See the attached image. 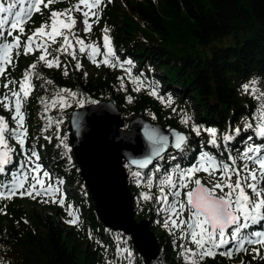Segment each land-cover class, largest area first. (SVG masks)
Instances as JSON below:
<instances>
[{
	"label": "trees",
	"instance_id": "obj_1",
	"mask_svg": "<svg viewBox=\"0 0 264 264\" xmlns=\"http://www.w3.org/2000/svg\"><path fill=\"white\" fill-rule=\"evenodd\" d=\"M30 1L26 0L25 4ZM74 5L76 0H55L49 8L41 5V11L35 17L29 20L28 16L25 17L27 22L23 25L25 35L21 36V48L15 49L13 62L6 68L3 82L22 80L29 65L37 62L39 51L23 54L26 36L41 25L50 23L51 10L63 11ZM125 6L127 12L120 17L113 1L102 5L99 26L102 27L103 39H97L95 43H101L100 47H103L104 29H107L114 52V57H108L109 65L104 64L102 76L91 75L87 71V50L84 54L78 52L77 60L60 55L61 63L67 65L68 75H64L61 68H48L43 62L37 63L31 78L34 87L23 105L27 125L30 126L26 149L29 154L32 150L38 154L37 163L50 174L56 187L60 190H65L66 186L74 188L75 196L68 199L82 216L80 225H71L63 207L57 203L27 196L25 200L32 204L27 207L20 205L17 198L1 199L0 264H130L131 260L143 264L131 238L107 230L97 218L95 203L80 179L72 151L68 159L59 149L55 124L68 134V117L75 109L112 100L126 122L143 115L166 130L174 128L187 135V147L180 151L172 150L148 169L139 171L140 178L134 177L136 170L126 165L138 221L153 215L154 211L153 204H144L143 194L154 198L160 195L162 188L169 193V187L159 184L173 169H177V165L183 169L196 166L200 156L207 153L221 164H231L228 157L232 156L239 167L242 162L240 153L249 144L264 145V137L247 127L253 122L251 115L256 113L257 101L264 98V0H126ZM20 7L18 5L14 11ZM72 16L76 18L75 10ZM12 19L9 18L10 21ZM8 28L9 25H5V32ZM73 31L77 33L75 27ZM13 35H19V32ZM79 37L85 40L86 45L92 42L84 34ZM8 40L12 38L8 37ZM57 47L59 43L51 45L52 49ZM17 51L20 53L18 56ZM106 51L103 47V53ZM77 63L80 64L79 69L75 67ZM125 65L139 71L137 76L145 77V84L151 87H141L136 91L139 85L128 78L127 72L121 71ZM252 81L256 82L254 87L258 92L246 93L242 85ZM16 86L18 84H9V89ZM152 87L162 101L149 94ZM61 89L70 90L76 96L73 98L64 93L70 106L61 108L57 104L52 107L51 102L59 99L56 94ZM167 96H171L173 105L178 107H166L163 101ZM80 101H83L82 105ZM46 103L48 107H45ZM43 106L47 114L42 111ZM193 113L198 119L196 126L202 129L200 135H207L205 141L199 142L200 135L192 131L189 124L181 125L183 118L193 117ZM236 128L241 129L238 135L233 131ZM203 129L217 130V145L209 143L211 137ZM225 134L233 135L234 139L224 142L222 137ZM249 136L252 140H248ZM8 144L15 151L11 153L13 163L9 172L0 178L5 184L16 170H21L16 162L20 165L26 163L25 157L19 156L20 146L13 139H9ZM138 179L140 183H137ZM169 198L173 199L171 195ZM34 205L43 206L44 210L40 211ZM141 206H144V214L138 213ZM5 219L10 223L6 224ZM162 223L160 220L152 223L151 220L150 227L163 247L166 264H187L181 245L186 244L198 251L195 244L182 240L181 233L174 238ZM253 226L264 230V221L252 225L247 231L253 232ZM175 242L178 244L173 246ZM254 247L260 246L248 248L243 252L242 260L247 262L245 264H264L260 258L262 249L260 256H256L252 251ZM237 258L216 254L202 260L199 257L192 259L197 264H234Z\"/></svg>",
	"mask_w": 264,
	"mask_h": 264
},
{
	"label": "snow or ice",
	"instance_id": "obj_2",
	"mask_svg": "<svg viewBox=\"0 0 264 264\" xmlns=\"http://www.w3.org/2000/svg\"><path fill=\"white\" fill-rule=\"evenodd\" d=\"M25 2L26 0H0V41H6L8 37L12 38L9 43H0V53H2L0 55V76L6 72L4 65H11L13 62L11 55L13 50L21 48V36L25 35L23 25L27 22L23 8ZM54 2L55 0H47V3H45V0H32L28 5V19L31 18L33 10L37 12L41 11L40 5H43L44 8H49ZM102 2L103 0H92L91 3H89V0H78V3L73 8L63 11L51 10L49 16L50 23L41 25L40 28L35 29L31 34L26 36L23 42V54H34L36 51H39L41 54L37 58V62L29 65L22 80H8L3 85L5 89H9V84H18V90L15 87L9 89L0 98V104L3 105L4 109L12 113L11 122L15 125L14 127H10L9 121L5 117L0 116V178L9 172V166L13 163L11 153L15 149L9 146L8 140L14 139L20 146L21 153L26 159V163L22 165L19 162L16 163L20 168L27 169L28 172L33 173L30 179L34 182L29 184L28 189H24V183L29 179L26 173L22 174L24 176L23 179L13 176L12 180L14 183L5 184L0 180V188L5 189L4 192H0V199H10L14 195L33 196V193H35V196H49L50 193L52 196H55L60 192L59 187H53L50 174L44 171L37 163L39 160L38 154L34 150L29 154V151L25 147L27 129L24 127L25 115L22 111V106L23 102L26 101L30 92L33 90L34 86L31 84V78L33 70L37 67V63L43 62L48 68H61L63 74L68 75L67 65L61 63L60 55H67L73 60H77L78 52L84 54L86 49H91L89 59H92L93 63H96L97 66L101 62L109 65L108 57H114V52L110 47V38L107 35V29H104L103 47L107 49L104 53L100 52V47L97 45H86L85 40L73 31L76 19L72 16V12L74 10L78 11L83 16V32L87 35L92 27L91 23H89L91 17L96 16L98 19V13L97 11H93V9H99ZM108 2L110 3L111 0H108ZM81 4L85 5L88 10L81 9ZM18 5L21 7L17 11H14ZM10 17H13L11 21L9 20ZM9 24L10 27L5 32V25ZM16 31L19 32V35H13ZM58 37L62 39L58 40ZM57 43H59V47L52 49L51 45ZM76 45H79L78 49ZM19 54V51H17L16 55L18 56ZM95 55H102L103 60L97 61L94 58ZM127 63L131 64V61H127ZM75 67L79 69L80 64L77 63ZM125 71L129 70L125 69ZM47 83L50 84L52 82L47 81ZM137 83L139 86L135 90L139 91L143 87V81L138 80ZM255 83V81L246 83L242 85V88L246 93L251 91L255 94L258 92V89L254 87ZM64 93L73 98L76 96L70 90L61 89L56 94L59 99L52 100V107H55L57 104L61 108L70 106L67 105V101L63 95ZM149 94L157 95L156 89L152 87ZM80 103L82 105L83 101H80ZM168 103H171L170 98ZM45 107H48L47 103ZM188 121L189 118L185 116L182 123L187 124ZM247 127L251 128L252 125L248 124ZM201 130V128L196 126L192 128V131L197 135H200ZM203 131H206L210 135L211 139L209 143L213 146L217 145V130L203 129ZM233 131L238 135L241 129L236 128ZM147 135L148 139L153 143L167 144V137L162 136L159 140H156L155 134L151 131ZM257 135L264 137V125L258 126ZM222 139L227 143L232 141L234 136L225 134ZM248 140H252V137L249 136ZM186 141V136L176 134L175 149L183 150ZM160 152V148L153 149V155L158 156ZM172 158L175 159L174 156ZM240 158L242 164L239 167L236 166V160L232 156L228 157L231 164L224 163L218 165L214 158L204 153L196 166L180 169L179 165H177L178 178L176 181L169 175L166 181L163 182L171 186L172 191L166 193L162 188L160 196L157 197V201L161 204H169L168 196H172L173 202L170 204L171 226L176 229H181V239L195 244L198 250L194 251L188 248L186 244L181 245L182 255H184L187 264H197V261L192 259L193 257H199L202 260L205 256L214 257L216 254H220L231 258L234 252L247 251L245 248L246 244L259 245L260 247H254L252 251L256 256H260V250L264 248V232H248L247 229L251 228L254 224L264 221V145L249 144L240 153ZM132 163L140 168H145L152 163V160L151 158H146L142 161L133 160ZM250 164L254 165V167H250ZM156 171H159V169L157 168ZM200 171L206 172L210 177L207 184L196 177V173ZM216 172L220 174L216 175ZM41 173L43 178H41ZM133 176L140 178L141 173L139 171L133 172ZM233 176L236 177L234 182L232 180ZM46 181H48L47 187H45ZM58 183L62 184L63 182L59 181ZM137 183H140L139 179ZM189 184H194L195 187L189 190ZM37 185H39V189ZM149 187H151L150 178ZM217 190H219V193ZM182 191L184 196L183 200L180 199ZM33 198L35 197L33 196ZM65 198V196H61L59 200L52 199L51 202L64 206ZM151 198L147 193L143 194V199L149 200ZM185 211L189 215L187 219H182ZM69 215L72 216L73 213L70 211ZM76 222L77 218L75 217L69 221V223L73 224ZM168 223L169 221H165L166 227ZM233 244L235 245V249L229 247ZM221 248L226 250L218 253L216 250ZM260 258L264 259V257Z\"/></svg>",
	"mask_w": 264,
	"mask_h": 264
},
{
	"label": "water",
	"instance_id": "obj_3",
	"mask_svg": "<svg viewBox=\"0 0 264 264\" xmlns=\"http://www.w3.org/2000/svg\"><path fill=\"white\" fill-rule=\"evenodd\" d=\"M126 126L112 100L75 109L68 118L69 147L80 179L95 203L96 216L105 228L131 238L143 264H166L163 247L151 230V220L136 219L126 165L132 170H146L170 151H180L174 147L176 134L188 137L174 128L166 130L143 115L130 120L129 131L124 130ZM150 131L156 140L167 137V144L150 141ZM155 148L161 149L160 155H153ZM146 158L152 163L145 168L132 163Z\"/></svg>",
	"mask_w": 264,
	"mask_h": 264
},
{
	"label": "rangeland",
	"instance_id": "obj_4",
	"mask_svg": "<svg viewBox=\"0 0 264 264\" xmlns=\"http://www.w3.org/2000/svg\"><path fill=\"white\" fill-rule=\"evenodd\" d=\"M111 1H113V3H114V5L119 9V13H120V17H122V15L124 14V13H126L127 12V10H126V6H125V3H126V0H111ZM139 1V0H138ZM92 2V0H89V3H91ZM26 3V2H25ZM31 3V1L28 3V4H25V5H23V7H26V8H24V9H26L25 11H24V16L25 17H27L28 16V5ZM78 3V0H76V4ZM103 3H106V4H110L109 2H108V0H103V2H102V5H103ZM102 5L100 6V8L99 9H93V11H97V13H98V19H97V17L96 16H92L91 17V19L89 20V23H91V25H92V27H91V31L89 32V33H87V37H89L91 40H92V42L90 43V44H93V45H97V46H101L102 44L101 43H99V44H96L95 42H97V39L98 40H101L102 41V33H101V31H102V27L101 26H99V21H100V13H101V10H102ZM41 6V5H40ZM80 7H81V9H84V10H88L86 7H85V5H83V4H81L80 5ZM37 13V11H35V10H33V14L31 15V18L32 17H35L36 14ZM35 15V16H34ZM30 18V19H31ZM76 24H75V28L77 29V34H79V35H81V34H84L85 35V33L83 32V28H84V25H83V23H82V20H83V16L81 15V13L80 12H78V11H76ZM29 20V19H28ZM9 27H10V24H9ZM9 42H11L10 40H8V41H6V42H4V43H9ZM1 43V42H0ZM87 50V53H88V59H87V61H86V63H85V67H86V69H87V71L91 74V75H95V76H102L103 75V71H104V63H100L99 64V66H97V64L96 63H93L92 62V59H89V53H91V49H86ZM14 51H15V49L13 50V52H12V58H13V55H14ZM100 52L101 53H103V47H100ZM0 55H2V53H0ZM94 58L97 60V61H102L103 60V56L102 55H95L94 56ZM8 66H10V65H4V67H8ZM125 69H128L129 71H125ZM121 71H125V72H127L128 73V78L129 79H132L133 81H134V83H136L137 85H138V83H137V81L138 80H140V81H143V88L144 89H148L149 88V86H147L146 84H145V77H140V76H137L138 75V73H139V71H137V70H135V69H132L131 68V65H128V66H123V67H121ZM134 73H136V76H133V74ZM4 76L2 75V76H0V98H2L4 95H5V91L7 90V89H5L4 87H3V85L6 83V82H3V80H4ZM20 78H21V76H20ZM17 90H18V86H16L15 87ZM158 95V94H157ZM157 95H155V97L158 99L159 97L157 96ZM169 98H170V100H171V103H168V101H169ZM159 101H162V99H158ZM258 103V108H257V110H256V113H252L253 115H251L252 116V118H253V122H252V127H251V129L254 131V132H257L258 131V126H261V125H264V98H262V97H260L259 98V100L257 101ZM163 103H165V105H166V107H178V105H173V103H174V99L171 97V96H167V97H165V99H164V101H163ZM23 105H24V102H23ZM0 108H1V110H0V116H2V117H5L8 121H9V126L10 127H14L15 125L11 122V115H12V113L11 112H9V111H6L5 109H4V107H3V105L2 104H0ZM83 108V107H82ZM22 111H23V113H24V106H22ZM42 111L45 113V114H47V110H46V108L43 106V109H42ZM63 113V112H62ZM24 115H25V113H24ZM193 115V117H191V116H188V118H189V121H188V123L187 124H189V126L191 127V128H193V126H196V123H197V121H198V119H197V116H196V114H192ZM69 118V117H68ZM134 118V117H133ZM132 118V119H133ZM123 119V118H122ZM147 119V118H146ZM131 120V119H130ZM130 120L129 121H127L126 123H127V126L124 128V130L125 131H129V129H128V123L130 122ZM149 120V119H148ZM187 124H185V123H182L181 122V125H187ZM253 125H254V127H253ZM24 127L27 129V136H28V134H29V128H30V126H28L27 125V121H26V117H25V121H24ZM67 127H68V124H67ZM197 127V126H196ZM55 131H56V134H57V138L60 140V146H59V149H60V151L63 153V155L66 157V158H70V154H69V152L71 151V149H70V147H69V132H68V134H66L65 132H64V130H63V128H61V126H59L58 124H55ZM27 138V137H26ZM207 138V135H206V133H202L201 135H200V139H199V142L200 141H205V139ZM14 140V139H13ZM15 141V140H14ZM188 142V141H187ZM25 147H27V146H25ZM185 147H187V143L185 144V146L183 147V149L185 148ZM21 151V150H20ZM197 155H200V153H197ZM19 156H24V155H22V153L20 152V155ZM201 157V156H200ZM211 157V156H210ZM212 158H214V157H212ZM214 160L216 161V163L218 164V165H222L217 159H215L214 158ZM22 162H24V159L21 161V163ZM199 162H200V158H199ZM198 162V163H199ZM244 162H246V161H244ZM197 163V164H198ZM40 166H41V164L40 163H38ZM196 164V165H197ZM242 164V162L240 163V165ZM250 167H254V165H249ZM41 168H42V166H41ZM21 170L20 171H18V170H16L15 172H14V174L13 175H11L10 176V178H9V181L7 182V184H10V183H14V181L12 180V177L13 176H16L17 178H19V179H23L24 178V176L22 175V174H25L26 173V175L29 177V179L27 180V182H25L24 183V189H28L29 188V184L30 183H33L34 181H32L31 179H30V177L33 175V173H31V172H28V170L27 169H22V168H20ZM180 169H183V168H180ZM220 173L219 172H216V175H219ZM169 175H171L172 176V179L174 180V181H176L177 180V178H178V176H177V169H173L172 171H171V173L169 174ZM168 175V176H169ZM167 176V177H168ZM167 177H165V178H163L162 179V181H161V183L159 184L160 186H166V187H169L168 189H169V192H171L172 191V189H171V186H169V185H167L166 183H163L164 181H166V179H167ZM196 177L197 178H200L201 180H202V182H204L205 184H207V181L210 179V177L208 176V174L206 173V172H204V171H200V172H198V173H196ZM41 178H43L42 177V173H41ZM235 179H236V177L235 176H233L232 177V180H233V182L235 181ZM47 183H48V181H46V183H45V187H47ZM52 183V182H51ZM53 184V183H52ZM53 187H56L54 184H53ZM191 187H195V185L194 184H189V189L191 188ZM37 188L39 189V185H37ZM23 190V189H22ZM65 190H66V193H65ZM65 190L63 189V190H60V192L59 193H57L55 196H52L51 195V193L49 194V196H44V195H40V196H35V193H33V196H35V197H37L38 199H40V200H43V201H50L51 202V200L52 199H56V200H59L60 198H61V196H65L66 198L64 199V206H62L63 207V210H64V212H65V214L67 215V219H68V221H71L74 217L75 218H77V222L75 223V224H73V223H70L71 225H75V226H79L80 225V219L82 218V216L80 215V213L79 212H77L74 208H73V205L69 202V199H68V197L69 198H73L75 195H74V193L72 192L73 190H74V188H72V187H70V186H66L65 187ZM156 190H159L158 188L156 189ZM186 191V190H185ZM225 191H227V189H225ZM0 192H3V189L2 188H0ZM217 192L219 193V190H217ZM28 195H24V196H20V195H14V196H12L10 199H15V198H17L18 199V201H20V205L21 204H23L24 206H27V207H29V206H32V204H30L28 201H26L25 200V197H27ZM158 196H160V195H157L156 197H154V198H152V199H155L154 201H152V199H149V200H145L144 199V204H146V205H149V204H153L154 205V211H153V215H151V216H148V217H146L145 219H151L152 220V223H155L157 220H160L161 222H163L162 223V226L163 227H166L165 226V221H169V223H168V226H167V231H168V233L171 235V236H173L174 238H176L177 237V235L179 234V233H181V229H176V228H173L172 226H171V223H170V212H171V207H170V204L173 202V199H171V200H169L170 198H169V196H168V200H169V204H161V203H159L158 201H157V197ZM5 199H8V198H5ZM180 199L181 200H183L184 199V196H183V191H182V195H181V197H180ZM0 201H1V199H0ZM51 203H53V202H51ZM58 204V203H57ZM60 205V204H59ZM34 206H36L37 208H38V210H40V211H43L44 210V207L43 206H37V205H34ZM61 206V205H60ZM49 211V210H48ZM72 212L73 213V215L72 216H70L69 215V212ZM138 213L139 214H144V206H141V208L140 209H138ZM188 212L187 211H185L184 212V214H183V217H182V219H187V217H188ZM6 215H5V211L3 212V217H5ZM172 218H174V217H172ZM5 223L6 224H9L10 222H9V220L8 219H5ZM177 223H179V221H177ZM186 227V226H185ZM260 227L259 226H253V232H256V231H259V232H264V230H260L259 229ZM229 231H231V230H229ZM176 244H178V242H175V243H173L172 245L174 246V245H176ZM252 246H255V245H245V248L246 249H248V248H251ZM229 247H231L232 249H235V245L233 244V245H230ZM262 249V252H261V256L262 257H264V248H261ZM243 252H245V251H237V252H234V254H233V256H235V257H238L237 258V260H235V262H234V264H245V263H247L246 261H243L242 260V254H243ZM262 260H264V259H262ZM130 264H137V261L136 260H131L130 261Z\"/></svg>",
	"mask_w": 264,
	"mask_h": 264
}]
</instances>
